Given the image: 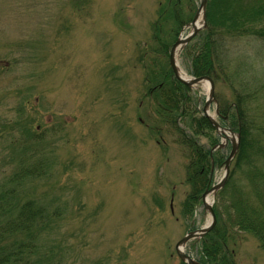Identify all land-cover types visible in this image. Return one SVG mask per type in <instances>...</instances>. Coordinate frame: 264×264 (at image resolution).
<instances>
[{
  "label": "rangeland",
  "instance_id": "374dc122",
  "mask_svg": "<svg viewBox=\"0 0 264 264\" xmlns=\"http://www.w3.org/2000/svg\"><path fill=\"white\" fill-rule=\"evenodd\" d=\"M178 1L171 17L166 0H0V180L13 171L21 150L23 160L50 166L46 178L23 192L30 189V197L59 209L40 239L49 238L47 252L56 264H186L178 245L211 222L209 204L213 228L189 241L185 254L212 260L204 264H264L263 243L234 227L238 208L229 205L236 195L257 204L242 161L264 168V155L251 146L264 145V35L258 37L264 0H235L228 18L207 0L213 22L236 27L239 17L244 29L225 38L226 29L201 27L176 57L180 76L198 79L195 52L209 46L213 53L216 44L217 54L225 53L223 77L215 81L217 107L201 84L187 88L194 120L183 122L199 154L179 145L168 126L150 127L159 121L152 98L159 74L170 69L172 44L192 34L201 4ZM232 91L249 95L242 100L245 117L252 116L251 140H245L250 149L245 158L236 151L224 186L208 204L202 194L224 177L235 137L221 138L209 120L234 131L239 112ZM217 108L227 120L216 117ZM200 117L205 125L196 126Z\"/></svg>",
  "mask_w": 264,
  "mask_h": 264
},
{
  "label": "trees",
  "instance_id": "16d2710c",
  "mask_svg": "<svg viewBox=\"0 0 264 264\" xmlns=\"http://www.w3.org/2000/svg\"><path fill=\"white\" fill-rule=\"evenodd\" d=\"M213 1L215 2L211 8L216 9V5H221L220 7L225 10L224 14H226L228 18L229 5H231L235 0H212V2ZM178 2V0H166V9H170V13L172 12V15H170L171 17L173 16ZM232 10H234V6L232 7ZM230 16L233 17V15ZM211 18H213V16L210 11L208 12L206 7L205 30L210 28L215 31L226 29V32L223 35H220L225 38L239 36L246 24H243L242 22L244 21L238 17L237 21H240L241 23L239 22V24H236V27L233 25L223 26V21L215 23L211 20ZM157 32L161 33L160 30H157ZM261 35H264V32L260 33L258 37L261 38ZM154 42L157 41L154 40ZM214 50L215 52L211 53L209 51V46H207V48L203 47V52L199 55L196 54V52L194 53V74H196V77L209 76L215 84V81L217 80L216 78L220 79V77H223L222 68L224 67H221L220 58L225 57V53H223V55H220L219 53L217 54L216 44H214ZM154 59V56H152L150 59L151 64ZM151 71L153 72V70ZM213 72L215 74V78L212 76ZM224 72L228 73L227 69H224ZM149 74L150 71L146 74L147 78ZM156 76L157 74L155 77L153 76V81L156 80ZM232 77L237 78L238 72L235 71ZM159 78H161L160 82H158L156 86L158 94L152 97L154 100H157L155 103L157 104L156 107L159 121L151 120V129L158 131V127L160 126L159 124L168 126L170 129L175 131L177 136L176 142L179 145L183 146L188 153L199 154L200 152L197 153L196 149L194 150L195 144L193 143L192 138H190L187 131H185L186 122H183V120H189L192 124V121L194 120L193 116H189L190 113L193 112L192 107H190V101L192 100L189 96V90L187 87L175 81L170 69L168 72L162 71L159 74ZM244 89L246 88L244 87ZM232 93L234 99L237 100L235 108H237L236 110L239 112V119L236 123L237 127L234 129V132L240 133L241 137L238 154L239 152L241 155L244 153L245 158V151L250 149L247 147L245 140L249 139V142L251 140V137L248 135L247 123H249V128L253 124L250 119L252 116L249 118L250 120H247L244 111V100L246 97H249V95L247 93H238L234 91H232ZM261 118L264 121V108L261 112ZM179 120L181 121L179 122ZM196 121V126H202L205 125L202 122H206V119L200 117L199 120ZM14 126L18 128L21 127L20 131L26 136V138H30L32 136L28 129H24V123L16 122L14 123ZM258 128L259 127H256L255 129L259 131ZM8 136L12 137V134H9ZM251 146L255 151L261 150L260 153L264 155V145L254 141ZM27 147H29L28 144ZM192 149L194 152H192ZM21 151L18 153V159L15 160L17 162L13 171L0 180V264H56V262H54V260L50 257L49 252H47V249L52 251L50 247H47L48 244H50L49 238L45 243H40V239H43L44 236L48 235L47 233L54 227L59 209L51 210L49 208L50 205H46L42 201L37 200L35 197H30L28 194L30 189L23 192L27 185L31 186V182L40 180L44 177L46 178V176H48L47 173L50 171V166L43 164L44 161H33L31 159L26 161L23 160L22 155L24 154ZM30 151L34 152V149L31 148ZM200 160L201 159H199V161ZM242 162H244L242 167L245 168L247 176L246 179L248 181L247 185H250L251 188L256 191L255 199L258 205L253 204L249 198L247 200L244 197L240 198L238 195L234 196L232 202L230 201L229 204L230 206H234V208H238V210L235 209L236 216L238 218L237 226L234 227H238L241 231L253 234L260 242L263 243L264 247V195L261 193V189L264 185V168L259 169L255 166L253 164L255 161L248 160L247 163L245 160ZM24 186L25 188H23ZM232 211L233 208L231 209V212ZM247 216L249 217L248 219ZM214 256L218 257L215 253H213V258ZM203 257L204 259H200L203 260V263L205 261L210 262L211 259L209 257ZM41 259H44L45 261H42ZM222 259L226 261L224 257Z\"/></svg>",
  "mask_w": 264,
  "mask_h": 264
},
{
  "label": "water",
  "instance_id": "95a60500",
  "mask_svg": "<svg viewBox=\"0 0 264 264\" xmlns=\"http://www.w3.org/2000/svg\"><path fill=\"white\" fill-rule=\"evenodd\" d=\"M205 7H206V0H201V4H200V7H199V10L193 20V22L191 23L192 25V28H193V32L192 34L189 36L188 39L186 40H183V41H178L171 49V52H170V66L172 68V71L174 73V76L175 78L182 82L183 84L187 85V86H192L194 84H199L203 81H208L209 83V86H210V91H209V96H210V101H213L214 98H213V92H214V86H213V83L208 79V78H198V79H190L188 81H185L183 80L180 76H179V70H178V66H177V61H176V55L178 53V51L183 48L189 41L190 39L195 36L199 30V28L196 27V22L200 19V16H201V19H203V22H204V13H205ZM204 26V25H203ZM207 106H208V103H207ZM211 121V120H210ZM212 125L217 129L218 131V134L221 135L223 134L224 130L221 129L215 122L211 121ZM239 139H240V136L237 135L236 138L234 139H231V143H232V150H231V153L227 159V161L225 162V176L224 178L215 186L213 187L211 190L207 191L204 193L203 195V199H205V197L207 195H209L210 193L212 194H215L218 190H220L223 185L225 184V181H226V177L228 175V165L230 163V161L232 160V158L234 157L236 151L238 150V145H239ZM205 208L208 210V212L210 213L211 217H212V222L210 225H208L207 227H205L204 229L196 232L195 234L191 233L188 237L184 238L183 241H181V243H179L178 247L179 246H184L186 244V242H188L191 238H198V236L200 235H204L206 234L207 232H209L213 225H214V222H215V218H214V214H213V211H212V208L211 206H208V205H205ZM177 254L178 256L181 258V259H186L188 261L189 264H196L194 263L192 260H190L189 258H187L184 254L180 253L179 252V248H177Z\"/></svg>",
  "mask_w": 264,
  "mask_h": 264
},
{
  "label": "bare ground",
  "instance_id": "6f19581e",
  "mask_svg": "<svg viewBox=\"0 0 264 264\" xmlns=\"http://www.w3.org/2000/svg\"><path fill=\"white\" fill-rule=\"evenodd\" d=\"M201 17V16H200ZM199 21V20H198ZM196 26H199V24L198 23H196ZM181 73V72H180ZM185 75V74H184ZM184 75H182V77L184 76ZM185 77V76H184ZM202 86H204L205 87V89H206V91H207V93H209V91H210V86H209V84L206 82V81H203V82H201L200 83ZM210 198H207L206 199V202L209 204L210 203V200H209ZM183 250H184V248H183Z\"/></svg>",
  "mask_w": 264,
  "mask_h": 264
}]
</instances>
